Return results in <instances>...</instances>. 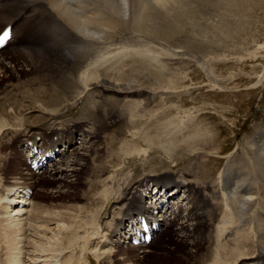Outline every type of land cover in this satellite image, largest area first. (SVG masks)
<instances>
[{
  "label": "bare ground",
  "instance_id": "6f19581e",
  "mask_svg": "<svg viewBox=\"0 0 264 264\" xmlns=\"http://www.w3.org/2000/svg\"><path fill=\"white\" fill-rule=\"evenodd\" d=\"M232 2L0 0V30L12 21L19 28L14 44L0 50V235L2 231L7 233L5 228L2 230L4 221L20 225H16L20 230H15L21 235L15 238L17 245L11 249L13 242L6 250L18 253L15 254L21 261L19 264H146L149 246H139V249L125 246L130 237L129 226L138 214L150 212L154 200V205L158 206L166 199V195L152 192L151 186L164 187L163 190L170 185L173 188L172 195L167 194L168 200L183 197V202L169 201L162 206L159 215L162 228L168 229L173 220L180 219L181 213L182 218L184 215L199 218L195 230L181 224L178 235L180 241L189 244V260H195L208 247L210 252L204 264H264V143L260 142V136L253 140L254 146L244 138L237 144L236 154L240 156L228 161L227 172L220 176L218 186L198 184L188 181L183 169L180 171L182 163L173 146L168 151L161 150L165 142H169L164 128L160 129L159 124L151 126L149 116L136 119L141 110L139 106L125 111L114 108L120 103L130 107L135 104V98L148 100L151 94L138 86L137 76L126 77L128 72H123V68L140 65L146 70V80L157 81L155 83L163 89L167 86L164 78L169 51L179 58L182 47L199 45L219 49L235 37L233 35H238L240 27L233 24L236 18L233 19L234 9L230 8ZM153 43L160 46V52L151 53L157 50ZM69 67L72 80L64 92L63 103L53 106L41 100L40 114L29 112L34 110V105L25 101L27 91L13 83L30 73L40 74V78L48 74L56 80L65 77ZM66 81L62 83L65 87ZM13 86L20 89L13 92ZM262 110L260 104L257 113ZM85 111L91 113L90 119L80 125L78 121L84 119ZM143 111L145 114L147 109ZM44 118L48 120L45 124L37 123ZM122 120L129 122L131 136L138 139L131 137L124 143L110 163L113 171L104 167L98 180H87L92 195L89 203L80 205L79 197L70 203H42L27 196L30 189L40 197L47 196L48 192L38 193L46 176L64 185L69 178H80L90 164L89 158L96 152L98 131ZM38 135L40 140H37ZM78 136L82 141H75ZM30 141L33 147L29 146ZM87 141L91 147H82ZM34 146L44 147L49 156L55 153L51 161L56 157L59 160H55L50 169L32 170L26 166V160ZM144 146L141 155L140 148ZM157 154L160 158L167 154L182 177L174 178L175 171L172 172L169 165L163 173L143 176L144 164ZM236 158L243 161L244 169L248 167L249 171L243 169L239 175L232 174L230 168ZM99 159H93V163ZM126 159L132 165H128ZM110 172V177L102 179V175ZM202 190L221 195L225 207L226 216L213 235H207L204 228L205 216L214 212L207 196L204 200L208 201L211 211L205 210L208 214L197 211L196 201L203 195ZM4 240L7 241L6 237ZM2 246L7 248V245Z\"/></svg>",
  "mask_w": 264,
  "mask_h": 264
},
{
  "label": "rangeland",
  "instance_id": "374dc122",
  "mask_svg": "<svg viewBox=\"0 0 264 264\" xmlns=\"http://www.w3.org/2000/svg\"><path fill=\"white\" fill-rule=\"evenodd\" d=\"M230 8L234 9H232L233 19L236 18L233 20V24L239 26L240 30L238 35H233L235 37L226 42L225 46L223 45L219 49L213 47H209L210 49L202 48L199 45L194 47L190 45L192 46L190 48L182 47V51L178 49L182 52V56L179 58L169 51L170 55L168 54V56H170V59L167 61L168 69L164 78V85L167 86L163 89L158 87L157 81L151 80V82L148 79L146 80V70L142 69L140 65L133 64L130 69L127 67L123 68V72H128L126 74L128 76L126 77L132 79L137 76L140 81V83L138 81V86L146 88L144 90H147L151 94L148 100L139 97L135 98L133 102L136 105L132 104L130 107L122 103L114 106V108L123 111L139 106L141 110L136 115V119H140L142 116L144 119L150 117V121H152L150 123H153L151 126L155 127V124H159L161 126L160 129L164 128L166 141H169V144L165 142L164 149L162 148L161 150L168 151L173 146L172 148L176 149L177 157L182 163L180 171L183 169V173L188 176V181L198 184L212 183L214 186L219 185L220 176L225 171L226 164L228 166L227 162L235 156L239 158L240 155L236 154V152L243 138L246 143L254 146L253 140L257 136H260V142L264 143V0H233ZM236 26L233 25V27ZM211 37L214 39V35ZM153 44H155L157 50L151 53L160 52V46L156 43ZM216 50L219 52L217 53ZM27 71L30 73L29 69ZM140 72H144V75ZM111 75L114 76V73H111ZM48 76L47 74L46 77L42 76L40 78V74L30 73L20 77L13 83L14 85L20 84V87H23L21 89L25 92L27 91L26 94H29L28 98L26 95L24 99L26 102H31V105H34L32 108L34 110L29 112H35L36 115L40 114L39 111L41 110H39L38 104L41 103V100H46L48 104L53 106L59 102L63 103L64 92L68 88L69 81L72 80L70 67L66 71L65 77H58L55 80ZM64 81H66V87L62 84ZM143 81L146 84L143 85ZM92 83L91 81L89 82L90 85ZM12 88L13 92L20 89L15 86ZM73 89L77 91L75 87ZM163 92H168L170 95L168 96L165 93V96ZM260 104L263 110L257 113ZM144 108L147 109L146 115L143 114V110H146ZM84 113V119L78 121L80 125L90 119L91 113L87 111ZM47 121L44 118L37 123L45 124ZM129 125V122L122 120L105 130H99L97 143L94 147L96 152H94L95 154L93 153L95 156L92 154V157L89 158L91 162L89 161L90 164L86 172L82 173L80 178H76L75 176L69 178L65 185L54 180L52 176H46L45 181H42L40 184L38 193L43 195L48 192L47 196L40 197L35 195L33 201H40L42 203H70L73 199L79 197L78 201L80 205L89 203L92 195L88 189L87 180H98L100 174L104 171V167H108L110 171H113L110 168V163L116 159L124 143L131 140V137H134L131 136ZM260 133L263 135H259ZM134 138L138 139V136ZM85 143H82L84 144L82 147H91V144L87 145L88 141ZM193 144H196L197 147L195 148ZM166 145L168 147H165ZM142 148H140L141 155L145 146ZM219 149L221 152H216ZM159 156L161 155H154V157L144 164L143 176L163 173L165 171L164 168L169 165L172 168V172L175 171L172 173L175 178L177 176L179 178V175H181L180 178L182 177V172L176 169L175 163H172L167 154L161 158ZM99 157V162L93 163V159H98ZM237 158L233 160L230 170L232 174L239 175V172L244 169L245 164ZM161 159L162 162L160 163ZM165 161L166 165L164 164ZM126 163L132 165L128 160ZM244 170L249 171V168L246 167ZM111 174V172L105 173L102 175V179H107ZM204 185H201V187ZM171 188H173L172 185ZM202 194L196 201L199 206L197 211L201 210L206 214L211 211L208 210V201L204 200V197L207 196L213 203L214 212L213 215L205 216L207 223L204 225V228L207 231V235H210L209 233L213 235L216 228L223 222L225 207L222 203L221 195H214L206 190H202ZM182 200L183 198H180L179 202L182 203ZM195 217L191 219L187 215H184V218H182L181 213L178 221L174 220L168 229L162 230L163 232L160 231L154 239V244L146 249L148 255L145 263L183 264L184 262V264H204L207 252H210L208 247L206 250L203 249V252L195 257V260H189L188 254L191 250L189 244L178 239V235L182 229L181 224H186V226L195 230L194 227L199 220V218ZM14 224L15 221L13 223L3 222L2 230L5 228L4 230H7V233L6 231H2L4 234L0 235L2 237L0 238L2 240L0 242V264L13 260L11 254H15V252L11 249L17 245L16 239L21 236L20 231H16L18 233L15 232L17 229L20 230V227L17 228L20 225H17V222ZM5 237L7 239L6 242L4 240ZM209 242H207V245H210ZM2 245H7V248L5 249ZM8 245L11 246L9 252L6 251L9 250ZM97 248L100 250L99 247Z\"/></svg>",
  "mask_w": 264,
  "mask_h": 264
}]
</instances>
